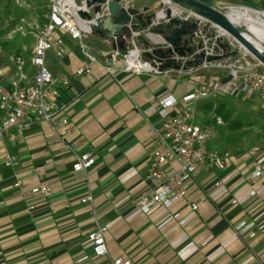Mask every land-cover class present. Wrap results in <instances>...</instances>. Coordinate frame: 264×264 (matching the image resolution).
Segmentation results:
<instances>
[{
	"label": "crops",
	"instance_id": "0c3cea01",
	"mask_svg": "<svg viewBox=\"0 0 264 264\" xmlns=\"http://www.w3.org/2000/svg\"><path fill=\"white\" fill-rule=\"evenodd\" d=\"M159 2L132 0L129 6L153 14ZM260 5L264 10V0ZM142 36L153 48L162 44L157 34L143 31ZM53 38L62 40L64 55L48 53L47 67L54 78L70 79L56 99V107L64 109L55 121L65 119L67 125L53 131L47 123H33L14 144L0 138V264H108L118 257L130 264H264V187L251 177L254 162L264 171V148L230 153L223 170L198 169L185 199L169 209L142 214L133 205L149 192L150 128L179 115L187 106L183 98L197 86L213 79L226 82V73L108 72L101 52L111 45L92 32L84 42L97 63L89 64L88 74L74 76L86 64L77 41L57 29ZM222 94L258 99L232 94L228 86ZM165 101L173 102L162 108ZM208 141L205 145L216 150ZM84 152L92 153L94 165L86 173L74 172L73 154ZM5 155L16 165L4 166ZM17 177L21 189L13 185ZM41 183L51 189L48 197H24L23 191ZM88 196L92 201L83 203ZM174 214L186 223L171 220L160 227ZM96 224L107 229L104 259L94 257L87 241ZM240 224L250 227L237 229Z\"/></svg>",
	"mask_w": 264,
	"mask_h": 264
},
{
	"label": "built area",
	"instance_id": "2783aa9c",
	"mask_svg": "<svg viewBox=\"0 0 264 264\" xmlns=\"http://www.w3.org/2000/svg\"><path fill=\"white\" fill-rule=\"evenodd\" d=\"M76 1L80 0H54L43 29L36 36L31 47L29 59L25 60L22 56H17L12 59V69L0 67V138L14 144L33 123H47L53 131L67 125L65 119L55 121L64 109L57 108L55 102L60 90L68 88L70 79L63 75L54 78L47 67L48 53L51 52L55 58L64 55L63 42L61 39L53 38L54 31L60 30L68 34L72 40L77 41L86 59V64L78 69L74 76L88 74L89 64L97 63L95 56L90 53L84 42L91 32L87 23L79 19L77 10L80 5ZM159 1V9L171 8L174 14L195 25L190 29L186 45L180 46L183 54L174 53L166 59L158 58L153 62L149 61L142 54L150 52V49L139 47L136 37L141 32H135L132 33L127 48L121 55L112 49L101 52V57L107 63V71L117 68L131 74L171 72L178 76H188L200 71H218L226 73L227 81L213 79L197 86L183 98L187 106L179 115L167 116L159 127L150 128V139L154 150L145 177L149 192L133 201L134 207L142 214L150 213L154 207L169 209L173 204L184 200L188 185L198 169L209 170L214 167L223 170L226 167L229 154L211 150L205 145L207 134L196 120L197 103L215 98L224 92L226 86L232 94L243 92L246 96H254L264 103V67L253 56L209 20L178 7L168 0ZM69 3H73L75 8H72ZM230 10L222 7L217 11L227 15ZM162 18L161 14L153 19L149 28L160 22ZM219 44L226 46L224 52L219 49ZM211 56L219 57V59L207 62L206 59ZM165 63H170L171 67L161 68ZM174 65L177 68H173ZM171 102L173 101L163 102L162 108H166ZM217 123H220L219 119ZM73 159L74 172L86 173L94 165L91 152L74 153ZM1 163L6 167H13L16 165V160L12 156L5 155ZM252 168L251 177L260 179L264 187L262 167L254 162ZM37 174L41 175L40 172ZM13 185L21 189L23 181L17 177ZM51 192L48 186L41 183L37 189L23 191V195L29 198L32 194L38 193L42 197H48ZM253 195H255L254 192H250V196ZM90 201H92L90 196L82 200L83 203ZM32 208L31 206L30 209ZM189 209L196 211L197 206L191 205ZM171 220H177L179 226L187 221L180 218L178 214H174L164 220L160 227ZM249 227V225L240 224L237 229L246 230ZM106 231L105 226L96 224L87 234L89 247L97 259L108 256L104 239ZM253 236L251 234V237ZM108 264H130V261L118 257L110 259Z\"/></svg>",
	"mask_w": 264,
	"mask_h": 264
},
{
	"label": "water",
	"instance_id": "95a60500",
	"mask_svg": "<svg viewBox=\"0 0 264 264\" xmlns=\"http://www.w3.org/2000/svg\"><path fill=\"white\" fill-rule=\"evenodd\" d=\"M132 0H80V8L77 10L79 19L86 22L90 32H95L102 40L111 45V49L121 55L127 48L128 41L132 33L141 32L136 40L150 49V52H144L142 55L149 61L155 59H166L174 53L182 55L181 45H186L190 29L194 24H190L179 15L174 14L171 8L165 10L159 9L151 15L146 28L140 30L136 23V16L139 12L134 11L130 6ZM178 7L191 11L210 22L217 25L237 43H239L251 56H253L264 67V42L258 41L256 46L245 38L250 36L246 28L233 24L227 15L217 11L224 7L226 9L245 8L253 10L262 15L264 10L252 3L240 0H168ZM147 11L143 9V13ZM163 15V18L156 25L149 28L151 21L157 16ZM149 28V29H148ZM143 31L157 34L162 41L160 46L151 47L150 43L142 36ZM223 52L226 50L224 44L218 45ZM219 57L211 56L206 59L207 62L218 60ZM170 63H165L161 68H170ZM173 68H177L176 65Z\"/></svg>",
	"mask_w": 264,
	"mask_h": 264
},
{
	"label": "rangeland",
	"instance_id": "374dc122",
	"mask_svg": "<svg viewBox=\"0 0 264 264\" xmlns=\"http://www.w3.org/2000/svg\"><path fill=\"white\" fill-rule=\"evenodd\" d=\"M53 1L0 0V67H12V59L17 56L27 60L36 36L43 29ZM261 1L250 0L258 7L261 6ZM238 25L242 28L245 26L243 22H239ZM220 104L224 106L223 112L229 114L228 121L222 122V125L217 123L215 113ZM196 107H198L196 118L207 134L209 140L207 144L216 148L218 152L230 155L264 148L262 101L242 97L229 98L221 93L213 99L197 103ZM234 121H239L242 125L236 131L229 129V124Z\"/></svg>",
	"mask_w": 264,
	"mask_h": 264
},
{
	"label": "bare ground",
	"instance_id": "6f19581e",
	"mask_svg": "<svg viewBox=\"0 0 264 264\" xmlns=\"http://www.w3.org/2000/svg\"><path fill=\"white\" fill-rule=\"evenodd\" d=\"M72 8H75L73 3H69ZM229 20L233 24L244 23V27L250 33V36L245 35V38L258 46L257 42H264V14L260 15L253 10L245 8H233L227 13Z\"/></svg>",
	"mask_w": 264,
	"mask_h": 264
},
{
	"label": "trees",
	"instance_id": "16d2710c",
	"mask_svg": "<svg viewBox=\"0 0 264 264\" xmlns=\"http://www.w3.org/2000/svg\"><path fill=\"white\" fill-rule=\"evenodd\" d=\"M244 2H248L251 3L249 0H243ZM152 14H146V13H138L136 16V23L138 24L140 30L146 28V26L148 25L150 18H151ZM223 106L220 105L215 109V113L216 116L219 117L223 122H227L228 121V113L227 112H223ZM241 123L239 121H234L232 123L229 124V129L232 131H236L238 129L241 128Z\"/></svg>",
	"mask_w": 264,
	"mask_h": 264
}]
</instances>
